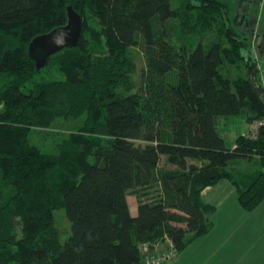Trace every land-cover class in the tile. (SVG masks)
<instances>
[{
	"label": "trees",
	"instance_id": "16d2710c",
	"mask_svg": "<svg viewBox=\"0 0 264 264\" xmlns=\"http://www.w3.org/2000/svg\"><path fill=\"white\" fill-rule=\"evenodd\" d=\"M173 1L0 0V264H143L146 245L158 254L169 243L179 254L210 232L216 208L203 201L206 188L230 180L248 212L264 201V84L254 45L222 0H180L206 33L211 21L220 31L206 39L211 46L204 38L195 48L176 45ZM69 6L83 18L79 44L38 70L29 45L65 26ZM141 42L135 85L130 53ZM226 64H243L245 76L231 80ZM52 70L62 78L49 79ZM242 114L261 125L230 148L219 126ZM52 135L59 141L50 150L43 140ZM235 158L260 164L243 186L227 169ZM155 181L161 194L145 200Z\"/></svg>",
	"mask_w": 264,
	"mask_h": 264
},
{
	"label": "rangeland",
	"instance_id": "374dc122",
	"mask_svg": "<svg viewBox=\"0 0 264 264\" xmlns=\"http://www.w3.org/2000/svg\"><path fill=\"white\" fill-rule=\"evenodd\" d=\"M222 2L232 10L235 29L241 35L251 39L252 43L254 42L256 57L253 54L252 56L258 62L261 61L259 62L260 75L264 84V0H222ZM173 7L177 8L180 16L168 22V30L174 35L172 37L178 39L174 41L176 45L182 44L181 41L185 40L190 48H195L197 43L204 38V44L211 46L209 42H206V39L215 41L218 38L220 27L215 21H211L213 32L206 33L203 30L204 22L199 21L196 13L183 10L180 0H174ZM247 21H252V28L254 26L255 31L252 29V32H248L245 29ZM142 46L143 42L134 47L130 53L136 68L131 76L135 85L140 82V71L145 62ZM248 54L250 53L244 51V56ZM223 74L234 80L239 76H245V67L243 64L238 66L226 64L223 68ZM47 77L49 79H61L62 75L52 70ZM246 118L245 114L232 116L219 126L218 132L230 148L235 147L236 141L240 136H255L257 134L261 121H255L253 125H250ZM58 141L59 138L56 135L48 136L43 140L45 146L50 150H53ZM162 165H165V163ZM227 169L233 173L235 181L243 186L242 183L248 180L249 175L256 173L260 169V164L255 158H235L229 162ZM160 187V183L157 181L147 186L146 190L144 189L146 191L145 200L153 201L157 199L162 191ZM130 198L132 208L135 209L134 207L138 202L136 200L137 197L130 195ZM204 201L216 208L210 217L211 223L214 224L213 229L210 233L197 238L196 240H200L195 246L188 247L180 254L185 252L187 255L191 249L198 247L200 243H208L214 246L217 245L212 243H221L222 249L219 251V255L214 257L215 264H223L225 259L231 264L236 260L234 263L236 264L237 258L239 259L240 256L238 251L242 250L243 245V255L248 259L246 264H264V201L253 212L244 210L238 201L237 188L230 180H223L216 186L211 187L206 192ZM56 226L59 232L62 233V237L65 238L68 235L69 222L64 209L56 213ZM231 239L233 240L232 245ZM234 241L239 242L237 249ZM226 243L228 245L224 247ZM221 247H216V250Z\"/></svg>",
	"mask_w": 264,
	"mask_h": 264
},
{
	"label": "water",
	"instance_id": "95a60500",
	"mask_svg": "<svg viewBox=\"0 0 264 264\" xmlns=\"http://www.w3.org/2000/svg\"><path fill=\"white\" fill-rule=\"evenodd\" d=\"M67 24L47 34L37 36L29 45V56L38 70L49 58L67 48H75L82 37L83 18L72 6L67 8Z\"/></svg>",
	"mask_w": 264,
	"mask_h": 264
},
{
	"label": "crops",
	"instance_id": "0c3cea01",
	"mask_svg": "<svg viewBox=\"0 0 264 264\" xmlns=\"http://www.w3.org/2000/svg\"><path fill=\"white\" fill-rule=\"evenodd\" d=\"M259 62H261V61H259ZM259 69H260V63H259ZM260 71H261V69H260ZM210 188L211 187H208L202 192L203 201H204V197L206 195V192L208 190H210ZM128 202H129V205H130V209H131L132 215L136 216L137 212H138V202L136 201L137 204L134 207L135 209L132 208L130 196H128ZM212 229H213V227H212ZM211 230H210V232H211ZM199 240L200 239L194 240L188 247L191 248L192 246H195ZM232 243H233V240L231 239V245H232ZM234 243H235V246H236V249H237L239 242L234 241ZM212 244H215L217 246L209 245L208 243H200V245L198 247H196L194 249H191L187 255H186L185 252L182 253V254L179 253L180 255H177V258L175 260L165 261L163 264H215L214 257L219 255V251L222 249V247L220 246L221 243H212ZM227 245H228V243H226L224 245V247H227ZM188 247L186 249H188ZM216 247H221V248L216 250ZM158 251H159L158 253L170 252L171 251V245L169 243L164 244L163 246H160L158 248ZM156 253H157V251H156ZM238 253H240V256H239V259L237 258V260H238L237 263L238 264H246L248 259H247L246 256L243 255L244 254L243 245H242V250L238 251ZM169 262H172V263H169ZM235 262H236V260L233 262V264ZM223 264H231V263H229L225 259V263H223Z\"/></svg>",
	"mask_w": 264,
	"mask_h": 264
},
{
	"label": "built area",
	"instance_id": "2783aa9c",
	"mask_svg": "<svg viewBox=\"0 0 264 264\" xmlns=\"http://www.w3.org/2000/svg\"><path fill=\"white\" fill-rule=\"evenodd\" d=\"M171 245V251L167 253H156V254H150L148 246L143 247V251L145 254L143 264H163L165 261L169 260H175L177 258L178 253L173 248V245Z\"/></svg>",
	"mask_w": 264,
	"mask_h": 264
},
{
	"label": "flooded vegetation",
	"instance_id": "af4514ba",
	"mask_svg": "<svg viewBox=\"0 0 264 264\" xmlns=\"http://www.w3.org/2000/svg\"><path fill=\"white\" fill-rule=\"evenodd\" d=\"M252 25H253V23H252V21L250 22V21H247V23H246V26H245V29L248 31V32H252L251 30L253 29V31H255V28H254V26H253V28H252ZM241 34V33H240ZM252 34V33H251ZM244 36V35H243ZM246 37V36H245ZM247 38V37H246ZM257 39H258V37H257ZM254 43V42H253ZM253 47H255V46H253Z\"/></svg>",
	"mask_w": 264,
	"mask_h": 264
}]
</instances>
